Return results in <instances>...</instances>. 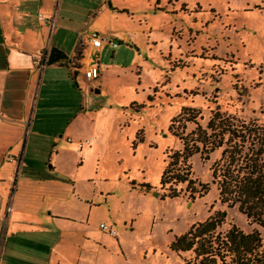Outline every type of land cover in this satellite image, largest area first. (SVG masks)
Segmentation results:
<instances>
[{
	"label": "rangeland",
	"instance_id": "obj_1",
	"mask_svg": "<svg viewBox=\"0 0 264 264\" xmlns=\"http://www.w3.org/2000/svg\"><path fill=\"white\" fill-rule=\"evenodd\" d=\"M148 1L149 6L136 1L128 7L135 15L146 7L150 17L152 11L157 14L148 20L149 32L130 33L132 42H122L106 35L104 23L86 28L100 0H57L60 17L54 44L63 34L70 42L78 31L83 36L95 31L116 47L104 45L96 52L85 44L78 56L75 48L77 72L72 71L68 46L59 49L70 61L45 65V73H39L28 122L21 125L20 154L12 155L5 147L1 152L0 111V167L5 165L1 173L13 170L18 180L52 182L34 196L60 203L53 213L62 215L53 223L38 222L46 233L17 235L38 247L5 250L6 264L45 262L59 230L63 236L53 247L54 264H198L191 252H175L170 243L216 210L224 212L218 231L233 225L244 233L256 230L264 241V227L249 223L235 207L217 199L210 168L225 144L200 152L201 144L193 141L198 151L185 160L181 155L183 142L191 146L197 128L211 133L207 122L215 112L234 124L264 122V0ZM96 62L101 75L89 81L82 70ZM132 62L137 63L128 69L109 70ZM93 85L101 92L90 90ZM25 89L19 81L6 94L13 115L24 109ZM90 104L85 127L77 135L78 142L88 138L89 143L77 154L62 133L80 106ZM218 119L214 117V123ZM222 137L224 141L227 134ZM173 155L172 172L184 169L187 180L160 185ZM10 158L14 164L3 163ZM52 165L61 173L52 171ZM171 190L175 197H168Z\"/></svg>",
	"mask_w": 264,
	"mask_h": 264
},
{
	"label": "crops",
	"instance_id": "obj_2",
	"mask_svg": "<svg viewBox=\"0 0 264 264\" xmlns=\"http://www.w3.org/2000/svg\"><path fill=\"white\" fill-rule=\"evenodd\" d=\"M106 1V6H102L105 2L104 0H100V5L96 9L97 14L89 17L85 21L86 28L90 26L93 27V23H104L108 30L106 35L111 34L109 37L113 39L115 36L122 42H132L130 39V33L132 35L134 33H148L150 30L149 25L147 24L148 20L157 16L154 11H152V17H150L149 14H146L151 11L149 7H146V10L138 15H135V10L128 7L131 3L136 1H141V3L146 2L147 6H149L148 0ZM157 1L158 0H155L158 5ZM56 3L57 0H0L1 152H4V147L6 148L5 151H9L12 155H17L21 152V142H18L21 125L24 121L26 123L28 122L38 76L42 70L43 74L45 73L46 68L44 67L48 64H44V61L48 58L49 50L52 47H57V49L62 50L68 46L65 50L68 52V55L73 57L77 49V44L75 46V43L78 39V34L82 33L81 31H78L76 35L72 37L70 42H68L69 36L66 34L59 36L60 39L57 44H54L55 41L53 42V34L56 32L60 17V11L56 10ZM37 16L47 18L50 22L52 21L54 23L53 28L49 29V26L42 20L38 19ZM123 26H130L131 29H122ZM62 29L65 28L62 27ZM148 39H150L149 36ZM58 44L62 45V47L60 48ZM104 45L107 46L106 44H103L102 47ZM87 46L88 45H86V47ZM86 47H84V49ZM88 48L91 51L96 52L101 49L92 48L90 46H88ZM69 61L70 59L65 55L63 59H59L52 64L63 65L64 63V65H67V62ZM82 61L84 62L85 60L83 59ZM37 63H39V66L36 69L34 65ZM135 63L137 62H132L123 67L111 65L109 70L116 73L123 69H128ZM91 66L99 67V76L96 79H93L96 81L101 75L100 65L96 62ZM72 68V71H74V68H76L75 65H72ZM75 72L77 71L75 70ZM75 77L76 75H74V79ZM19 81L23 82V88H26L24 109L22 108L19 115H13L9 112V108L6 106V94L9 93V88ZM90 90H93L95 93L101 92L98 85H93ZM91 107V104L88 108L86 105L84 107L80 106V109L74 113L62 133L66 135L65 140L67 139L66 141L72 145L77 154H80L85 144L84 143L80 149L77 148L78 141L80 140L79 137H77L78 130L84 129L85 111ZM3 163L14 164L15 161H5ZM3 163L1 162V165ZM4 166L2 168L0 167V169H4ZM50 168L58 174L61 173L57 170L58 168L55 165H52ZM52 186V182L47 180L33 178L18 180L15 171L13 170L12 173L8 175H4L0 171V264H6L7 262L6 260H3L5 250L9 253L10 250H19V247H38L37 244H31L29 241L18 239L19 237L17 235L20 236L22 234H31L34 232L46 233L44 228L37 226L38 222L53 223L54 219L62 217L60 213H53L55 204L59 205L60 203L55 201H48L45 203L34 196L38 192L37 190L45 191V189ZM40 203H42V205H39ZM41 208H50V210L44 212ZM62 233L61 230L58 231L59 237L56 239V243L61 240V237L63 236ZM55 242L52 241L48 246L51 250L48 260L39 264H54L51 256Z\"/></svg>",
	"mask_w": 264,
	"mask_h": 264
},
{
	"label": "trees",
	"instance_id": "obj_3",
	"mask_svg": "<svg viewBox=\"0 0 264 264\" xmlns=\"http://www.w3.org/2000/svg\"><path fill=\"white\" fill-rule=\"evenodd\" d=\"M78 50L77 56L83 48ZM214 117L220 118L217 123H214ZM207 128L211 130L209 135L197 128L195 139L190 140L191 146L183 142L182 158L185 160L198 151L193 141L201 144L200 152L212 151L224 143L226 147L220 158L210 168L217 199L228 208L235 207L249 223L264 227V122L234 124L227 116L215 112L208 120ZM223 134H227L224 141ZM207 145L208 149H205ZM171 158L160 175V185L187 180L184 169L172 172L176 155ZM175 196L176 192L171 190L168 197ZM223 222L224 212L216 210L203 222L174 236L170 249L191 252L192 261L198 264H264V241L259 233L256 230L244 233L233 225L223 232L218 231Z\"/></svg>",
	"mask_w": 264,
	"mask_h": 264
},
{
	"label": "built area",
	"instance_id": "obj_4",
	"mask_svg": "<svg viewBox=\"0 0 264 264\" xmlns=\"http://www.w3.org/2000/svg\"><path fill=\"white\" fill-rule=\"evenodd\" d=\"M38 19L42 20L46 25L49 26V29L53 28L54 23L51 21H48L47 18H42L40 16H37ZM88 45L92 48H101L103 44H106L110 48H114L116 46L115 42L113 40L107 39L106 35H98L95 31L90 32L86 36H83L82 33L78 34L77 39V49H80L83 47V45ZM74 57V56H73ZM71 64L75 65V59ZM46 63V60L44 61V64ZM78 69V67H76ZM74 68V71L76 70ZM83 77L87 80H93L96 79L99 76V67L98 66H89L87 68H84L83 71ZM87 140H84L83 144L86 143ZM81 142H78L77 148L80 149L83 145ZM10 161H13L12 158H10ZM99 228L106 231L110 236H114V231L107 226H105L103 223H99Z\"/></svg>",
	"mask_w": 264,
	"mask_h": 264
},
{
	"label": "water",
	"instance_id": "obj_5",
	"mask_svg": "<svg viewBox=\"0 0 264 264\" xmlns=\"http://www.w3.org/2000/svg\"><path fill=\"white\" fill-rule=\"evenodd\" d=\"M65 57V54H63L59 49L52 47L49 50L48 58L46 60V64H52L56 62L59 59H63Z\"/></svg>",
	"mask_w": 264,
	"mask_h": 264
},
{
	"label": "bare ground",
	"instance_id": "obj_6",
	"mask_svg": "<svg viewBox=\"0 0 264 264\" xmlns=\"http://www.w3.org/2000/svg\"><path fill=\"white\" fill-rule=\"evenodd\" d=\"M89 142L87 141L85 144L87 145Z\"/></svg>",
	"mask_w": 264,
	"mask_h": 264
}]
</instances>
